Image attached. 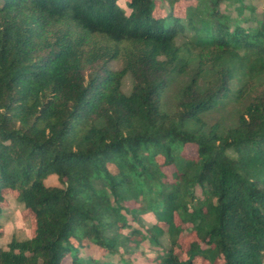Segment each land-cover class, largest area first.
<instances>
[{"label":"trees","instance_id":"16d2710c","mask_svg":"<svg viewBox=\"0 0 264 264\" xmlns=\"http://www.w3.org/2000/svg\"><path fill=\"white\" fill-rule=\"evenodd\" d=\"M243 1L0 0V214L33 218L0 264H263L264 20L220 10Z\"/></svg>","mask_w":264,"mask_h":264},{"label":"rangeland","instance_id":"374dc122","mask_svg":"<svg viewBox=\"0 0 264 264\" xmlns=\"http://www.w3.org/2000/svg\"><path fill=\"white\" fill-rule=\"evenodd\" d=\"M198 0H175L170 3L169 0H152V15L154 17L164 16L170 9L175 16L183 17L185 9L191 4H195ZM214 0H207L210 5ZM238 5L231 6L224 3L220 4L221 12L228 13L232 18H236L238 13L242 16L252 14L257 20H264V0H244L241 7L236 8ZM252 10V12L250 11ZM240 17V16H239ZM241 26L246 27L245 22L239 23ZM120 61L115 60L110 63L112 69H118ZM129 80L125 79L123 82V91H129ZM185 151L189 155H194V146L187 145ZM171 167H164L163 171L169 175L172 172ZM48 185H59L55 178H51L46 182ZM198 193V189H196ZM0 224L2 236L0 238V247L6 248L7 243L12 239L25 240L32 236L33 233V218L28 212H21L22 206L15 201V196L11 192H6L5 201L1 204ZM179 222L176 220V224ZM135 226V224H132ZM194 234L184 233L183 236V249L187 247L188 243L193 240ZM79 250V253L84 257H91L101 264H118V256L111 258L104 255V251L96 246L84 241L80 245L72 242ZM179 253V252H178ZM134 256L126 257L132 264H154L153 258L155 253L150 249L147 243L141 244L134 252ZM110 261V262H108ZM63 264H70L69 261H64ZM197 264H208L203 260H198ZM221 264V263H218ZM264 264V261H263Z\"/></svg>","mask_w":264,"mask_h":264},{"label":"clouds","instance_id":"9594fccd","mask_svg":"<svg viewBox=\"0 0 264 264\" xmlns=\"http://www.w3.org/2000/svg\"><path fill=\"white\" fill-rule=\"evenodd\" d=\"M117 5L120 6V7H124V8H125V12H126V14H129V13H131V11H132V9H127V8L125 7V5L123 4L122 0H117Z\"/></svg>","mask_w":264,"mask_h":264}]
</instances>
